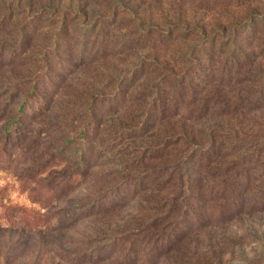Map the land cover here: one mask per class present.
<instances>
[{"label":"rangeland","instance_id":"1","mask_svg":"<svg viewBox=\"0 0 264 264\" xmlns=\"http://www.w3.org/2000/svg\"><path fill=\"white\" fill-rule=\"evenodd\" d=\"M0 264H264V0H0Z\"/></svg>","mask_w":264,"mask_h":264}]
</instances>
